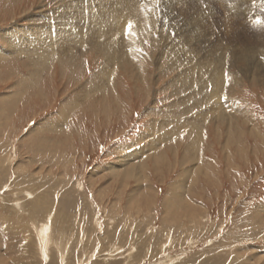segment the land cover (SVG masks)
I'll use <instances>...</instances> for the list:
<instances>
[{"label":"rangeland","instance_id":"obj_1","mask_svg":"<svg viewBox=\"0 0 264 264\" xmlns=\"http://www.w3.org/2000/svg\"><path fill=\"white\" fill-rule=\"evenodd\" d=\"M205 1L107 66L27 53L89 1L0 0V264H264V15Z\"/></svg>","mask_w":264,"mask_h":264},{"label":"bare ground","instance_id":"obj_2","mask_svg":"<svg viewBox=\"0 0 264 264\" xmlns=\"http://www.w3.org/2000/svg\"><path fill=\"white\" fill-rule=\"evenodd\" d=\"M88 1L90 2V4L92 6H90V8L85 7L87 9H84L83 8L84 5H83V7L80 8V11L78 13L79 17L77 16L76 19H74V17H73V12H74V11L72 12V10H74L73 8L71 10V13H68V15H66V17L68 19H63L64 20L63 21L64 27L62 28V30L64 28H66V30L63 31L64 33L57 35L55 32L51 31L50 35H48L49 33L47 34L48 37L51 36V33L54 34V36H52V37H55L53 39H56L54 41L51 40V42H50L49 41L50 38H48L49 40L44 42V43L41 40H35V38H37V37L40 38V37L45 36V34L43 32L44 30L42 32H40L38 29H36V28L34 29V28L30 27L29 30L31 31L30 35H31V42H32V44H31V46H32L31 50L32 51L27 52L23 48H22V50L26 51L27 53H29L31 55H34V53H36L37 58L39 59V61H41L39 63H42L43 61H46L47 59H49L48 55H50V54H52V55L55 54V57H57V58L58 57L60 58V56L63 54L66 56L69 54V56H71L73 54H76L80 50V48H78L79 45L86 46L85 44H88V46L91 49H96L100 55H102L106 58L105 64L107 66H110L111 64L114 65L115 61H118V60L123 61L126 58V56L124 55L125 50L128 52V54H130L131 51L129 50V48L132 46V44L131 43L126 44V42L123 41V38L134 37L132 35H134L144 25V23L146 22L144 10L151 2L159 3V5L161 7H163L164 12H166L168 14H169V11L173 10V9L171 10V7H173V4L176 5L179 3L178 2L179 0H140V1H138L139 2L138 4H136L137 1H135V0H129V1L122 2V3H121V0H97L95 2L92 0H87V3H88ZM201 1L205 5V3H204L205 0H186V2L188 3V6L189 5L191 6L190 7L191 12H189L190 14H184V15L186 17L188 16L187 18H189V19L186 21L192 27L198 26V23H202L203 20L205 21V18L212 17L213 16L212 14H214L213 10H209V11L208 10H202L200 8L201 4H199ZM216 1L220 4L219 6L221 8H223V12L228 14L225 17V22L230 21L229 19L231 17H234L238 13L244 14V16L245 15L248 16L250 12L255 13V14H253L254 19L257 18L256 16H263L264 15L260 12V10H261L260 8H264V0H216ZM85 4H86V2H85ZM183 4H184V2H183ZM137 5L140 6V12H138L136 10ZM71 6L74 7V4ZM87 6H88V4H87ZM193 9L194 10L201 9V10L196 12ZM173 12H174V10H173ZM180 12L186 13L182 9ZM57 15H59V14H57ZM177 18H179V17L177 16ZM179 20H182V19H179ZM261 20H263V19H261ZM129 22H131L133 24L131 34H129L126 31V27H127V24ZM263 22L264 21H262V23ZM58 24L60 25V23H58ZM81 25L82 26L85 25L86 27L81 28L80 27ZM82 30H83V32L86 31L84 33V36H87V34H88V36L85 37V39H83V37H82L83 36ZM120 31H122L120 33L122 35V37L110 39V36L115 35L117 32H120ZM89 33H91V34H89ZM65 36H68L70 38H72V37L74 38L73 39L74 43L72 44V46L67 44L68 41H67V37H65ZM93 36H95V37L98 36V37H96V40H95V39H93L94 38ZM180 36H179V38H180ZM91 37H93V38H91ZM21 38L22 37L20 35L18 41H20ZM131 41H133V40L131 39ZM21 42H20V44H21ZM45 45L50 47V50L48 52H46L47 49L45 47H43ZM40 47H42V48H40ZM160 53H162V52H160ZM176 54H178V53H176ZM185 55L186 54H184V56ZM192 59H191V61H193ZM187 60L188 59H185L186 62L184 61L183 63H188ZM189 64H190V62H189ZM200 71H202V70H200ZM202 72L204 73V71H202ZM217 86H220V85H217ZM202 99L203 100L205 99L204 95H203ZM216 113H218V112H216Z\"/></svg>","mask_w":264,"mask_h":264},{"label":"snow or ice","instance_id":"obj_3","mask_svg":"<svg viewBox=\"0 0 264 264\" xmlns=\"http://www.w3.org/2000/svg\"><path fill=\"white\" fill-rule=\"evenodd\" d=\"M261 21L259 20V19H257V21H256V23H260ZM132 28H133V24L131 23V22H129L128 24H127V27H126V31L129 33V34H131V30H132Z\"/></svg>","mask_w":264,"mask_h":264}]
</instances>
